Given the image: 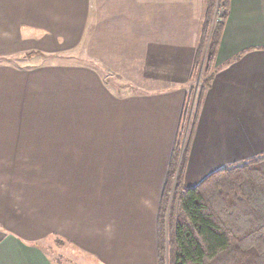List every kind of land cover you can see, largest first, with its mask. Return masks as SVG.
<instances>
[{"label":"crops","instance_id":"obj_1","mask_svg":"<svg viewBox=\"0 0 264 264\" xmlns=\"http://www.w3.org/2000/svg\"><path fill=\"white\" fill-rule=\"evenodd\" d=\"M204 10L205 0H0V60L18 62L0 65V91L55 107L54 132L42 136L43 156L53 155L47 195L23 182L21 134H0V264H59L41 244L49 237L95 264H157L158 208ZM81 45L137 80L112 89L76 62ZM214 67L185 187L264 155V0H227Z\"/></svg>","mask_w":264,"mask_h":264},{"label":"trees","instance_id":"obj_2","mask_svg":"<svg viewBox=\"0 0 264 264\" xmlns=\"http://www.w3.org/2000/svg\"><path fill=\"white\" fill-rule=\"evenodd\" d=\"M215 4L221 10L209 36ZM226 4L205 0L190 72L196 78L203 64L201 80L194 103L193 86L186 96L167 168L157 215V264H264V155L223 166L193 187L183 184L192 132L215 71ZM188 121L189 137L181 150Z\"/></svg>","mask_w":264,"mask_h":264},{"label":"rangeland","instance_id":"obj_3","mask_svg":"<svg viewBox=\"0 0 264 264\" xmlns=\"http://www.w3.org/2000/svg\"><path fill=\"white\" fill-rule=\"evenodd\" d=\"M220 10V7L215 4L212 10V23L209 32H211L216 15L219 14ZM208 41L209 39L207 40L206 46L208 45ZM111 47L115 48L116 46H106V49H110ZM205 52L206 50L204 51L203 57L205 56ZM108 55L110 57L106 55L107 60H90L87 54L86 46L81 45L78 46L76 62L83 65H92L97 68L99 73L103 76L105 82L111 85L112 89L114 90H118L119 87L115 83L116 81H127L133 83L134 80H137V78H134L133 73L132 76L131 74H126L130 73L128 69L123 71L121 69V66L117 65L119 63H117L114 56H112L114 60L111 58V53ZM8 63L17 64L18 62L15 59L0 60V65ZM23 64H26L25 61ZM120 64L123 65L124 62ZM202 67L203 64L200 66L198 74L195 76L196 78H192L190 81V86H193L194 88L193 103L199 88ZM117 74H121L123 78H118ZM139 80L141 82L142 78H139ZM113 84L115 85L113 86ZM130 85L131 84H129V86ZM29 96V94L27 96L17 88H15L12 93L8 92L7 95L5 93V90L0 91V134H12L14 136H19V134H21V138L24 139L22 145L24 157L14 159L24 161V165L27 170L37 173L35 175L34 173H31L29 171L28 173L26 172L25 177L23 178V182L28 183L29 185H32L33 183H40L43 186L45 195H47L49 187H52L49 181L53 182V155L51 152L49 156H43L44 151L42 150V148L44 143H42V136L52 135V133L54 132L55 107L54 104L51 103H42L40 105H37L34 102L35 99L33 97L30 98ZM191 111L192 106L190 107L189 116H191ZM189 125L190 124L188 121L185 127L186 129L181 135V150L184 149L186 141L189 137ZM14 141L15 139H13V141H9V145H15L16 142ZM1 144L2 143H0V147ZM27 190L30 191L31 188L28 187ZM41 244L43 245L47 253L53 259L58 261L59 264H95L93 259L80 252L75 247H72L71 245L59 240H55L52 237L44 239Z\"/></svg>","mask_w":264,"mask_h":264},{"label":"water","instance_id":"obj_4","mask_svg":"<svg viewBox=\"0 0 264 264\" xmlns=\"http://www.w3.org/2000/svg\"><path fill=\"white\" fill-rule=\"evenodd\" d=\"M209 36H210V32H209Z\"/></svg>","mask_w":264,"mask_h":264}]
</instances>
